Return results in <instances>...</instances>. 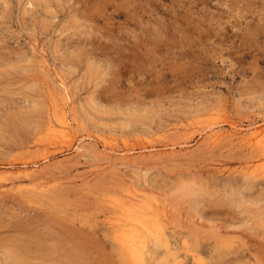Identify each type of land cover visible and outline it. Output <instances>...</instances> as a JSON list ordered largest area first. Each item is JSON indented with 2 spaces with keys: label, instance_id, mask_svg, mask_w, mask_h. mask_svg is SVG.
<instances>
[{
  "label": "rangeland",
  "instance_id": "obj_1",
  "mask_svg": "<svg viewBox=\"0 0 264 264\" xmlns=\"http://www.w3.org/2000/svg\"><path fill=\"white\" fill-rule=\"evenodd\" d=\"M263 128L264 0H0V264H126L142 198L144 264H264Z\"/></svg>",
  "mask_w": 264,
  "mask_h": 264
},
{
  "label": "bare ground",
  "instance_id": "obj_2",
  "mask_svg": "<svg viewBox=\"0 0 264 264\" xmlns=\"http://www.w3.org/2000/svg\"><path fill=\"white\" fill-rule=\"evenodd\" d=\"M37 1V0H36ZM43 1V0H42ZM48 2V1H47ZM31 3V2H30ZM103 75V74H102ZM64 86V85H63ZM66 99V97H65ZM57 106V105H56ZM60 121L62 126V128L67 129L68 123H67V118H65V113L62 114ZM209 123V122H208ZM52 124V123H51ZM50 124V125H51ZM214 124V123H213ZM212 124V125H213ZM49 127V123L47 124ZM211 125V124H209ZM218 127L220 126L219 124H217ZM216 125V126H217ZM234 127V124L232 125ZM213 127V126H212ZM207 128V127H206ZM214 128V127H213ZM238 128V127H237ZM236 128V129H237ZM70 129V128H69ZM209 129V127H208ZM264 129V128H263ZM235 130V128H234ZM239 130V128H238ZM67 131V130H66ZM219 131H223V130H219ZM225 131V130H224ZM223 131V132H224ZM231 131V130H230ZM252 131V130H251ZM47 132V131H45ZM72 132V131H71ZM54 133L55 130L52 129L51 127L49 128V132L46 133L48 135H55ZM63 133V131H62ZM217 133V132H216ZM225 133V132H224ZM207 134V133H205ZM227 134V133H226ZM230 134V133H229ZM228 134V135H229ZM232 134V133H231ZM243 134V132H242ZM64 135V134H62ZM222 136V134H220ZM206 136V135H205ZM210 136V135H209ZM233 136V134H232ZM220 137V136H219ZM223 137V136H222ZM241 137V136H240ZM53 138V137H52ZM211 138V137H210ZM231 138V137H230ZM54 139V138H53ZM216 139V138H214ZM212 139V140H214ZM222 139V138H221ZM225 139V138H223ZM222 139V140H223ZM232 139V138H231ZM231 139L229 141H231ZM238 139V138H237ZM242 139V138H241ZM244 139V138H243ZM248 139V138H247ZM57 140V139H56ZM101 140V139H100ZM105 140V139H103ZM219 140V139H217ZM55 141V140H54ZM215 141V140H214ZM221 142V140H219ZM224 141V140H223ZM233 141V140H232ZM52 142V141H51ZM58 142V140H57ZM103 142V141H102ZM105 142V141H104ZM103 142V143H104ZM213 142V141H212ZM219 142V143H220ZM235 142L237 143V141L235 140ZM215 143V142H214ZM244 143V142H243ZM246 143V142H245ZM248 143L251 144V147H254L259 153H261V156L263 155L264 158V130L260 129V130H254L253 132H251L249 139H248ZM222 144V143H221ZM240 144V143H239ZM106 144H104L105 147ZM111 145V144H109ZM215 145V144H213ZM219 145V144H218ZM246 145V144H245ZM103 146V145H102ZM112 146V145H111ZM217 146V143H216ZM81 147V146H80ZM84 147V146H83ZM108 147V146H107ZM105 147V148H107ZM214 147V146H213ZM241 147V146H240ZM78 148V147H77ZM104 148V149H105ZM144 148V147H143ZM142 148V150H143ZM79 149V148H78ZM84 149V148H82ZM109 149V148H108ZM145 149V148H144ZM147 149V148H146ZM145 149V150H146ZM151 149V148H150ZM174 148H172L173 150ZM245 149V148H242ZM80 150V149H79ZM111 150V149H109ZM131 150V149H130ZM132 151V150H131ZM177 153V152H176ZM256 153V154H259ZM159 154V153H158ZM171 154V153H170ZM251 154V153H250ZM157 155V153L155 154ZM162 155V154H161ZM172 155V154H171ZM153 156V155H152ZM128 157V156H127ZM158 157V155H157ZM185 158V157H184ZM262 158V159H263ZM47 161V160H46ZM176 162V161H175ZM176 164V163H175ZM34 165V164H33ZM57 165V164H55ZM54 165V166H55ZM179 166V165H178ZM25 167V165H24ZM38 167V166H37ZM173 167V166H172ZM22 168V167H21ZM39 168V167H38ZM56 168V167H54ZM20 169V168H19ZM26 169V168H25ZM34 169V168H33ZM32 169V170H33ZM176 169V167H175ZM23 170V169H22ZM19 172H21L19 170ZM26 172V171H25ZM32 172V171H31ZM15 173V172H14ZM11 174V173H10ZM13 175V174H12ZM15 175V174H14ZM24 175V174H23ZM248 175V173H247ZM21 177V176H20ZM23 177V176H22ZM17 178V177H15ZM249 178V177H248ZM29 179V177H28ZM16 180V179H15ZM23 182V181H22ZM11 187V186H10ZM14 187V186H13ZM18 187V186H17ZM12 188V187H11ZM137 192V191H136ZM135 193V192H134ZM144 193V192H143ZM142 193V194H143ZM141 194V193H140ZM145 194V193H144ZM136 196L138 194H135ZM129 196V195H128ZM127 196V197H128ZM141 196V195H140ZM24 197V196H23ZM22 197V198H23ZM28 197V196H27ZM144 197V196H143ZM136 198V197H135ZM138 198V197H137ZM146 198V196H145ZM24 199V198H23ZM29 199V198H28ZM27 199V201H28ZM53 199V198H51ZM133 199V198H132ZM32 200V199H30ZM50 200V199H49ZM138 200V199H137ZM135 200V201H137ZM36 201V200H35ZM34 201V202H35ZM42 201V200H41ZM132 201V200H131ZM154 201V200H152ZM29 202V201H28ZM39 202V200H38ZM50 202V201H49ZM48 202V203H49ZM119 202V201H118ZM123 202V201H122ZM133 202V201H132ZM114 203V202H113ZM130 203V202H129ZM152 202H148L147 200L143 199L134 203L132 206L131 204L130 207L128 206V208H121V212L118 215H116L117 217L112 220L111 222V241L113 243H115L120 249L121 251V259L123 260L124 263L126 264H144L145 263V259L149 258L150 256H153L155 253L156 249L162 248L164 249V253L166 256L168 257H172L174 258V254H173V250L170 248V240L169 237L167 235V225L165 224L164 218H166V215L164 214V211H161L159 209H155L156 207L151 205ZM35 204V203H34ZM121 204V203H120ZM119 204V205H120ZM124 204V203H123ZM122 204V205H123ZM126 204V203H125ZM41 205V203L39 204ZM55 205V203H54ZM112 205V204H111ZM118 205V207H119ZM127 205V204H126ZM43 206V204H42ZM41 206V207H42ZM124 206V205H123ZM50 207V206H49ZM155 207V208H154ZM117 208V207H116ZM47 209V208H46ZM54 209V208H53ZM52 211V210H51ZM50 211V212H51ZM54 212V210H53ZM54 214V213H53ZM61 214V213H60ZM55 215V214H54ZM57 216V215H56ZM55 216V217H56ZM121 216V217H120ZM65 218V217H64ZM72 219V218H71ZM111 219V218H110ZM66 220V219H65ZM76 220V219H75ZM80 220V219H79ZM77 221V220H76ZM69 222V221H68ZM74 222V220H73ZM92 222V221H91ZM76 223V222H75ZM81 223V222H80ZM86 223V221H85ZM84 223V224H85ZM168 223V222H167ZM74 224V223H72ZM79 223H77L78 225ZM82 224V223H81ZM87 224V223H86ZM109 224V223H108ZM109 225V226H110ZM89 226V225H88ZM87 226V227H88ZM108 226V225H107ZM169 226V225H168ZM95 228V227H94ZM109 228V227H108ZM84 229V228H83ZM86 229V228H85ZM170 229V228H169ZM92 233V232H91ZM179 233V232H178ZM174 234V233H173ZM190 234V233H189ZM171 235V233H170ZM182 235V234H181ZM182 237V236H181ZM195 237V236H194ZM105 238V237H104ZM192 239V238H191ZM194 239V238H193ZM197 239V238H196ZM195 239V240H196ZM200 239V238H199ZM110 240V239H109ZM208 240V239H207ZM175 241V240H174ZM173 242V240H172ZM179 242V241H178ZM183 242V241H182ZM214 242H219V241H214ZM222 242V241H221ZM175 243V242H174ZM224 243V242H223ZM67 245V244H66ZM115 245V246H116ZM186 245V244H185ZM188 245V244H187ZM204 245V244H203ZM198 246V245H197ZM202 246V244H201ZM205 246V245H204ZM181 247V245L179 246ZM186 247V246H185ZM184 247V248H185ZM200 247V246H199ZM177 248V247H176ZM187 248V247H186ZM74 249V248H73ZM174 249V248H173ZM182 249V248H181ZM19 250V249H18ZM17 250V251H18ZM180 250V249H179ZM193 250V249H192ZM119 251V252H120ZM183 251V250H182ZM246 251V250H245ZM118 252V253H119ZM179 252V251H178ZM257 252V251H256ZM75 253V251H74ZM176 253V251H175ZM188 253V251H187ZM194 253V252H193ZM255 253V252H254ZM179 254V253H178ZM185 254V253H184ZM12 255V254H11ZM79 255V254H77ZM176 255V254H175ZM188 255V254H187ZM186 255V256H187ZM191 256H193L192 253H190ZM196 255V254H194ZM9 256V253H8ZM73 256V255H72ZM177 256V255H176ZM185 256V255H184ZM197 256V255H196ZM258 256V255H257ZM256 256V257H257ZM10 257V256H9ZM75 257V256H74ZM73 257V258H74ZM77 257V256H76ZM75 257V258H76ZM14 258V257H12ZM151 259H153L154 257H150ZM187 258V257H186ZM15 259V258H14ZM158 259V257H157ZM8 261V260H7ZM16 261V260H15ZM75 261V260H74ZM254 261V260H253ZM262 261V259H261ZM21 262V261H20ZM190 262V261H189ZM17 263V262H16ZM19 264V263H18ZM115 264V263H114Z\"/></svg>",
  "mask_w": 264,
  "mask_h": 264
}]
</instances>
